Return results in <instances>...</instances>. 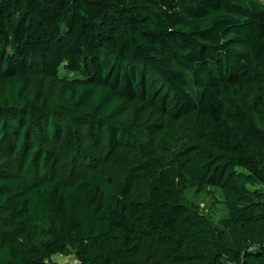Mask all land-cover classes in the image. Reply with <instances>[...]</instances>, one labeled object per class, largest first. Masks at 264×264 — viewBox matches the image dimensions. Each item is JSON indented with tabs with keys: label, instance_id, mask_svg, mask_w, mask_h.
Here are the masks:
<instances>
[{
	"label": "trees",
	"instance_id": "16d2710c",
	"mask_svg": "<svg viewBox=\"0 0 264 264\" xmlns=\"http://www.w3.org/2000/svg\"><path fill=\"white\" fill-rule=\"evenodd\" d=\"M55 255L264 264V0H0V264Z\"/></svg>",
	"mask_w": 264,
	"mask_h": 264
},
{
	"label": "rangeland",
	"instance_id": "374dc122",
	"mask_svg": "<svg viewBox=\"0 0 264 264\" xmlns=\"http://www.w3.org/2000/svg\"><path fill=\"white\" fill-rule=\"evenodd\" d=\"M75 75L73 73H65L62 69L60 70L61 77L66 76L72 79L76 78ZM168 174L177 182L175 171L169 170ZM146 190V187H141L137 194H141ZM181 196L185 205L206 216L214 226L221 227L222 220L227 217V209L223 203V197L219 188L211 187L208 191L201 193L187 187L181 192ZM51 261L56 264H76L73 256L55 255L51 258Z\"/></svg>",
	"mask_w": 264,
	"mask_h": 264
}]
</instances>
